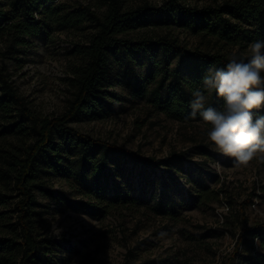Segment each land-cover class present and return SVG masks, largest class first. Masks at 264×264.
<instances>
[{"label":"rangeland","instance_id":"374dc122","mask_svg":"<svg viewBox=\"0 0 264 264\" xmlns=\"http://www.w3.org/2000/svg\"><path fill=\"white\" fill-rule=\"evenodd\" d=\"M105 1L54 0L65 12L87 5L99 17L106 9ZM164 1L121 0V4L122 10H128L143 3L158 7ZM0 2L3 9L9 8V0ZM221 2L181 1L196 8ZM157 22L124 36L139 39L166 35L188 49L220 51L227 56L233 51L247 54L251 43L228 44L207 29L195 33L190 26L185 29L170 24L174 23L171 19ZM94 26L86 16L76 26L53 22L40 36H19L10 29H0V72L24 98L38 125L67 112L75 92L68 78L85 63L80 48L94 33ZM154 60L141 54L129 58L109 54L105 84L117 93V101L92 103L94 108L66 122L137 156L153 157L154 165L146 168L128 153L111 151L105 170L108 182L102 180L98 190L77 177V151L56 136L64 158L60 171L52 179L41 175L34 179L50 186L60 198L57 207L43 192L33 191L40 203L35 209L34 234L49 240L52 247L38 264H124L128 250L134 255L132 264H264V239L260 237L253 242L248 237L247 243L233 253L243 225L264 220V160L254 157L247 164L237 165L233 158L213 150L207 140V126L200 119L177 121L137 95L139 86L152 87L147 74ZM171 62L173 65L175 60ZM17 116L0 117L2 168L10 167L12 157L22 158L33 140L27 133L2 134L4 124L20 121ZM170 152H185L186 157L182 162L172 157L164 163ZM203 191L218 194L214 200L198 202L196 196ZM18 199L13 183L0 176V237L15 238L18 233ZM158 200L164 204L159 211L155 209ZM53 224L62 229L60 238L50 234ZM16 256L4 255L3 264H14Z\"/></svg>","mask_w":264,"mask_h":264},{"label":"trees","instance_id":"16d2710c","mask_svg":"<svg viewBox=\"0 0 264 264\" xmlns=\"http://www.w3.org/2000/svg\"><path fill=\"white\" fill-rule=\"evenodd\" d=\"M181 1L165 0L158 7L143 3L135 8L122 10L121 0H106V9L101 17L95 15L87 5H79L65 12L61 4L55 3L54 0H9V10L3 9L0 4V29H10L19 36H40L53 22L76 26L86 16L92 19L95 25L94 33L80 48L85 56V63L78 66L68 78L75 92L69 101L67 112L60 118L43 120L38 125L24 98L18 94L8 76L0 72V117L6 119L18 115L20 118V121L4 124L2 134L27 133L33 137L22 158L12 157L10 167H0V176L13 183L19 196L15 202V226L18 233L15 238L0 237V264H3L4 255L12 253H17L14 264H38L43 259L42 255L51 251L49 240L39 239L34 234L35 209L40 203L33 191L38 189L43 192L58 207L60 198L54 194L53 189L43 182L34 181L38 175L52 179L56 172L60 171L64 158L56 136L77 151V177L90 182L98 190H101L102 180L106 184L108 182L105 170L109 164L108 153L111 151L128 153L134 161L146 168L154 165L153 157L137 156L66 124L82 111L94 108L92 103L101 104L105 99L117 101V93L109 91V85L105 84L108 79L109 54L118 53L123 58L141 54L155 59L152 70L147 74L152 87L147 89L146 86H139L135 92L171 118L185 123L199 119H186L190 111L192 90L200 85L209 68L223 67L227 63L228 56L220 51L188 49L166 35L132 39L125 37V33L150 23H158L160 20L169 22L171 19L174 23L169 22L170 24L177 23L185 29L190 26L195 33L207 29L209 34L218 36L228 44L236 45L241 41L248 43L264 39V0H222L217 6L204 8L189 7ZM172 59L175 60L173 65ZM208 102L210 106L220 108L222 100L218 99L215 93H211ZM201 147L203 150L207 149L205 146ZM172 157H177L182 162L186 154L170 152L164 163ZM120 192L117 191L114 196H119ZM217 194L214 192L210 195L203 191L196 196V200L202 203L214 200ZM127 195L128 192H125L124 196ZM163 206L161 200L155 203V209L158 211ZM248 237H251L252 242L255 237L264 239V220L243 225L234 243V254L238 252L239 247L247 243ZM133 258V253L128 250L124 264H132Z\"/></svg>","mask_w":264,"mask_h":264},{"label":"clouds","instance_id":"9594fccd","mask_svg":"<svg viewBox=\"0 0 264 264\" xmlns=\"http://www.w3.org/2000/svg\"><path fill=\"white\" fill-rule=\"evenodd\" d=\"M215 93L222 107L209 105ZM186 119L207 126V140L213 150L233 158L237 165L254 157L264 160V39L252 41L247 54L231 52L223 67H211L191 92ZM62 229L51 226L50 234L60 238Z\"/></svg>","mask_w":264,"mask_h":264},{"label":"built area","instance_id":"2783aa9c","mask_svg":"<svg viewBox=\"0 0 264 264\" xmlns=\"http://www.w3.org/2000/svg\"><path fill=\"white\" fill-rule=\"evenodd\" d=\"M112 108V107H111ZM113 109V108H112ZM114 110V109H113Z\"/></svg>","mask_w":264,"mask_h":264}]
</instances>
